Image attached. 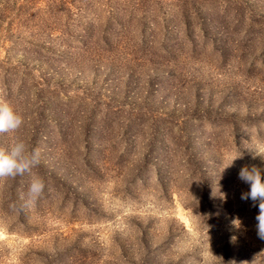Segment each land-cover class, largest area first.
I'll list each match as a JSON object with an SVG mask.
<instances>
[{
    "label": "rangeland",
    "instance_id": "obj_1",
    "mask_svg": "<svg viewBox=\"0 0 264 264\" xmlns=\"http://www.w3.org/2000/svg\"><path fill=\"white\" fill-rule=\"evenodd\" d=\"M0 99V264H264V0H0Z\"/></svg>",
    "mask_w": 264,
    "mask_h": 264
},
{
    "label": "clouds",
    "instance_id": "obj_2",
    "mask_svg": "<svg viewBox=\"0 0 264 264\" xmlns=\"http://www.w3.org/2000/svg\"><path fill=\"white\" fill-rule=\"evenodd\" d=\"M22 123V116L17 114L6 100L0 99V133H15L22 126ZM252 153L254 158L260 156L255 152ZM40 157L39 149H29L23 140L14 138L7 150L0 148V180L31 174L32 170L39 165ZM239 158L240 155L233 156L225 168L232 166L233 162ZM262 172L264 170L254 165H246L241 167L238 178L249 185V191L243 193L241 199H250L253 206L258 203L259 214L255 217L257 221L256 230L258 238L264 240V179H262ZM44 189V180L40 176L32 174L23 206L34 205L43 195ZM232 225L239 228L241 221L238 218H233ZM236 240V236L230 238L232 243H235Z\"/></svg>",
    "mask_w": 264,
    "mask_h": 264
}]
</instances>
